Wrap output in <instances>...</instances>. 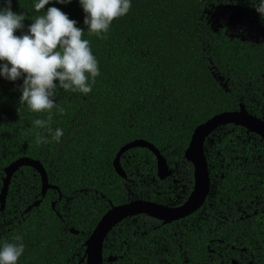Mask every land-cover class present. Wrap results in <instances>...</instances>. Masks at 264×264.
Listing matches in <instances>:
<instances>
[{
    "label": "trees",
    "instance_id": "1",
    "mask_svg": "<svg viewBox=\"0 0 264 264\" xmlns=\"http://www.w3.org/2000/svg\"><path fill=\"white\" fill-rule=\"evenodd\" d=\"M32 2L12 0V10L26 16L17 35L43 14L33 12ZM226 3L234 2L132 0L106 38L87 32L78 0L45 6L85 29L82 38L90 41L101 74L87 96L56 90L64 112L53 116L52 127L65 135L62 143L41 145L31 121L44 114L19 105L22 79L0 78V191L4 168L20 157L38 160L52 186L43 196L40 176L28 166L10 179L0 239L23 236L17 264H85L84 243L112 206L185 202L194 189V165L184 153L196 126L241 105L264 120V43L211 27L206 11ZM236 4L253 7V0ZM134 140L157 148L171 175L159 179L155 155L135 147L120 157L121 177L113 160ZM204 153L210 190L203 205L170 223L147 214L126 217L104 239L103 264H264V138L234 123L220 125Z\"/></svg>",
    "mask_w": 264,
    "mask_h": 264
},
{
    "label": "clouds",
    "instance_id": "2",
    "mask_svg": "<svg viewBox=\"0 0 264 264\" xmlns=\"http://www.w3.org/2000/svg\"><path fill=\"white\" fill-rule=\"evenodd\" d=\"M236 3L238 0H232ZM72 0H33L36 15L25 28L24 13L12 10V0H0V78L15 82L22 79L19 105L44 118L34 119L37 145L62 143L64 130L53 129V116L63 114L56 102V90L87 96L101 74L100 62L93 54L88 39H83L84 28L55 6L67 5ZM84 12L83 23L90 35L106 38L114 20L126 16L132 0H78ZM253 9L264 23V0H253ZM55 110V111H54ZM23 236L16 235L10 242L0 239V264H17L25 252Z\"/></svg>",
    "mask_w": 264,
    "mask_h": 264
},
{
    "label": "water",
    "instance_id": "3",
    "mask_svg": "<svg viewBox=\"0 0 264 264\" xmlns=\"http://www.w3.org/2000/svg\"><path fill=\"white\" fill-rule=\"evenodd\" d=\"M241 1V0H238ZM237 124L245 127L248 131L258 134L264 138V120L255 117L244 110L241 105L239 110L224 111L218 113L205 122L195 127L189 145L185 150L184 157L194 165V189L184 203L178 206H169L149 200H132L124 204L112 206L100 218L90 236L85 241V264H103V242L111 229L123 221L128 216L147 214L158 219L163 223H170L183 219L197 211L205 202L210 190V177L208 164L204 153V143L207 137L220 125ZM143 147L149 149L156 158L157 176L165 179L171 175L166 159L160 154L157 148L144 140H134L122 146L117 152L113 165L115 171L123 178L126 177L120 164L121 155L128 149ZM23 166L35 169L41 180V194L44 196L46 191L52 186L48 184L45 169L38 160L28 157H20L11 162L4 168L5 177L0 191V209L5 208V201L12 175ZM61 197V196H60ZM40 201L35 203L38 206ZM54 207V205H52ZM29 207L27 210H29ZM73 234H78L77 230L70 229ZM109 257V261L113 260ZM232 264H238L232 260Z\"/></svg>",
    "mask_w": 264,
    "mask_h": 264
},
{
    "label": "rangeland",
    "instance_id": "4",
    "mask_svg": "<svg viewBox=\"0 0 264 264\" xmlns=\"http://www.w3.org/2000/svg\"><path fill=\"white\" fill-rule=\"evenodd\" d=\"M206 13L213 29L225 28L230 36L264 43V23L261 22L253 7L236 3L218 4L211 6ZM218 80L221 81L220 78Z\"/></svg>",
    "mask_w": 264,
    "mask_h": 264
}]
</instances>
